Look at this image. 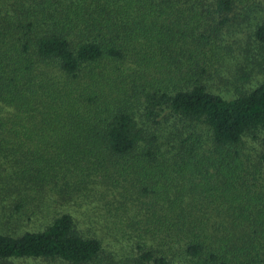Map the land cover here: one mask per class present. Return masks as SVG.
<instances>
[{"label":"trees","instance_id":"trees-1","mask_svg":"<svg viewBox=\"0 0 264 264\" xmlns=\"http://www.w3.org/2000/svg\"><path fill=\"white\" fill-rule=\"evenodd\" d=\"M242 1L0 0V264H93L59 205L91 181L140 203L143 180L123 264H264V18L241 87L212 64Z\"/></svg>","mask_w":264,"mask_h":264},{"label":"rangeland","instance_id":"rangeland-1","mask_svg":"<svg viewBox=\"0 0 264 264\" xmlns=\"http://www.w3.org/2000/svg\"><path fill=\"white\" fill-rule=\"evenodd\" d=\"M229 21L223 27H218V36L220 39L216 41V37L212 32L211 44H222V50L220 53L224 54V58L219 60H214L212 64H219V62H224L227 66L225 72L229 73L230 79L227 80L229 85L232 87H241L240 76L244 74L249 68L246 66L248 62L250 65L253 64L251 60L256 56L258 48H256V43L254 39V28L257 23H259L264 18V0H243L242 2L236 4L235 9L227 14ZM210 22V21H209ZM212 25L214 22H210ZM209 29L208 25L202 24L199 30ZM133 46V41H129V47ZM135 58L134 53H128L125 60V66L132 65ZM254 61V59H253ZM232 71V74L230 71ZM254 75V74H253ZM253 75L251 77L253 78ZM257 77H261L258 75ZM156 78L154 75L150 76L148 80L154 81ZM212 77L208 78L210 82ZM254 79V78H253ZM257 79V78H256ZM144 82V81H141ZM255 80L253 81V83ZM211 83V82H210ZM209 83V84H210ZM132 84V81H131ZM241 84V85H240ZM147 89H152L151 85L145 86ZM223 90V89H219ZM234 90L236 89H231ZM257 147L256 144L250 142L249 147ZM252 150V155H253ZM72 170V169H71ZM71 172H74L71 171ZM71 176V173L68 174ZM93 176L92 178H96ZM98 179V178H97ZM143 179V177H142ZM96 180V179H95ZM112 181V180H110ZM174 181V179H173ZM117 183H124V181L119 180ZM137 187L134 188L136 192L133 197L140 198L142 201L138 203L137 201H131L122 193L120 186L115 189L113 186H108L105 184H100L98 187L93 181L89 182L86 187L74 192L71 201L63 200V203L59 205V212L68 211L73 216H75V223L77 227L87 236H95L101 239L104 252L101 253L100 257L93 262V264H123L126 262L127 257L132 258L135 254H138V247L135 245L136 235L140 228L137 222L140 216L134 218L133 214L137 213V207L141 206L143 202H146V197L141 194L142 187L147 184V180L136 182ZM144 184V185H143ZM154 184V182H153ZM92 190H91V189ZM90 190V191H88ZM80 193L87 194V196L81 201H75L77 195ZM114 194V195H113ZM84 197V196H82ZM61 202V200H60ZM112 221L114 224H112ZM247 221L242 222L238 227V237L243 235V233L248 230H243L247 227ZM41 223L36 224L35 222L26 223L20 231L21 233L25 229H38ZM1 230V226H0ZM251 230V229H249ZM135 253V254H134ZM4 264H70L68 262L62 261L60 259L50 260V259H17L14 261H6Z\"/></svg>","mask_w":264,"mask_h":264}]
</instances>
